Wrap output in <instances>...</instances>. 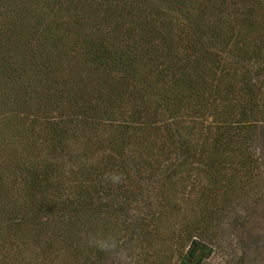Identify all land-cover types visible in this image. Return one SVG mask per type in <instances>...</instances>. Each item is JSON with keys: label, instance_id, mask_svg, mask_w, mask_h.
I'll list each match as a JSON object with an SVG mask.
<instances>
[{"label": "trees", "instance_id": "obj_1", "mask_svg": "<svg viewBox=\"0 0 264 264\" xmlns=\"http://www.w3.org/2000/svg\"><path fill=\"white\" fill-rule=\"evenodd\" d=\"M0 264H264V0H0Z\"/></svg>", "mask_w": 264, "mask_h": 264}]
</instances>
